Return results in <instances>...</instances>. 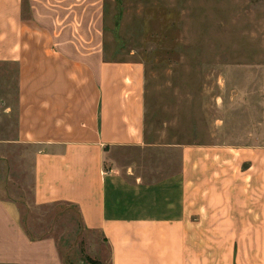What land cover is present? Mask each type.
Here are the masks:
<instances>
[{
	"label": "crops",
	"instance_id": "1",
	"mask_svg": "<svg viewBox=\"0 0 264 264\" xmlns=\"http://www.w3.org/2000/svg\"><path fill=\"white\" fill-rule=\"evenodd\" d=\"M94 5L0 0V64L18 68L35 203L75 207L110 264H264V147L173 144L168 169L125 163L162 145L146 138L144 65L106 58ZM0 264H66L1 196Z\"/></svg>",
	"mask_w": 264,
	"mask_h": 264
},
{
	"label": "rangeland",
	"instance_id": "2",
	"mask_svg": "<svg viewBox=\"0 0 264 264\" xmlns=\"http://www.w3.org/2000/svg\"><path fill=\"white\" fill-rule=\"evenodd\" d=\"M93 2L106 58L144 65L146 138L162 145L125 163L168 169L173 144L264 147V0ZM17 81V65L0 64V196L18 204L34 239L56 242L66 264H110L106 240L75 207L35 203V148L17 141Z\"/></svg>",
	"mask_w": 264,
	"mask_h": 264
},
{
	"label": "trees",
	"instance_id": "3",
	"mask_svg": "<svg viewBox=\"0 0 264 264\" xmlns=\"http://www.w3.org/2000/svg\"><path fill=\"white\" fill-rule=\"evenodd\" d=\"M27 234L29 235V237L32 239V240H41V239H34L28 232Z\"/></svg>",
	"mask_w": 264,
	"mask_h": 264
}]
</instances>
